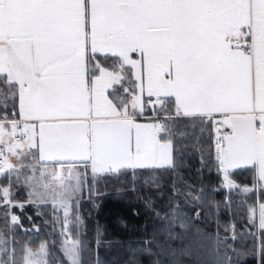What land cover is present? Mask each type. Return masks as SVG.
<instances>
[{"label":"snow or ice","instance_id":"obj_1","mask_svg":"<svg viewBox=\"0 0 264 264\" xmlns=\"http://www.w3.org/2000/svg\"><path fill=\"white\" fill-rule=\"evenodd\" d=\"M197 128L215 133L226 187L264 193V0H0L6 225L19 224L13 208L51 204L68 230L81 223L76 210L86 184L91 192L130 174L135 190L138 170H151L144 183L161 188L160 177L177 169L176 142ZM237 169H251V186L232 179ZM170 186L171 200L183 195L196 207L198 194L182 192L175 180ZM21 187L26 202L16 198ZM179 208L167 214L170 239L181 237L173 227L188 230ZM248 213L264 234V196ZM224 231L231 236L217 233L206 264H233L235 225ZM64 252L68 264H82L79 241ZM148 252L149 264H177L168 259L175 250ZM179 254L194 253L183 246ZM47 255L42 244L17 260L0 231V264H48Z\"/></svg>","mask_w":264,"mask_h":264},{"label":"trees","instance_id":"obj_2","mask_svg":"<svg viewBox=\"0 0 264 264\" xmlns=\"http://www.w3.org/2000/svg\"><path fill=\"white\" fill-rule=\"evenodd\" d=\"M213 149L212 129L206 128L201 133L197 128L192 136L176 142L177 169L160 177L161 188H154L151 182L144 183L151 181V170H138L135 190L130 174L120 181L98 182L94 192L82 196L79 202L76 211L81 223L69 225L68 230L57 220V217L63 219V213L54 212L51 204L37 207L25 203L22 212L18 208L11 210L20 218L16 225L5 224L4 209L0 208V231L6 234L7 244L16 256L18 249L31 248L37 252L45 244L48 264H68L64 252L67 237L72 244L80 242L82 264H149V248L152 252L160 248L175 250L176 256L168 259L177 264H206L205 254L215 247L217 233L221 239L230 237L231 233L225 232L224 227L235 225L236 239L229 240L236 248L235 254L229 250L233 264H264L261 247L264 234L248 220L249 207L257 205L263 195L226 187L217 170ZM160 171L155 170V174ZM232 179L239 185L251 186L252 171L233 172ZM173 180L182 192L190 190L200 196L196 207L187 203L183 195L170 199ZM0 184L6 181L0 178ZM16 198L26 202L27 190L21 187ZM175 203L180 205L176 211L185 214L188 230L185 234L175 226L172 232L181 233V237L170 239L167 214ZM195 211L200 212L198 219L193 215ZM183 246L191 248L193 256H181L179 251Z\"/></svg>","mask_w":264,"mask_h":264},{"label":"rangeland","instance_id":"obj_3","mask_svg":"<svg viewBox=\"0 0 264 264\" xmlns=\"http://www.w3.org/2000/svg\"><path fill=\"white\" fill-rule=\"evenodd\" d=\"M89 176H90V173H89ZM223 179V178H222ZM96 186V185H95ZM94 186V187H95ZM89 188H90V185L89 184H86L85 186H84V189H83V197H87L88 195H89V193H91V192H94V188H93V190L90 192V190H89ZM62 212V211H61ZM66 241H67V244H66V247H71L72 246V240H71V238H69V237H67V239H66ZM7 247L10 249V250H12V248H11V246L9 245V244H7ZM21 253V254H20ZM24 253H25V250H21V249H18V256H16L17 254L15 253L14 255L16 256V259H20L23 255H24Z\"/></svg>","mask_w":264,"mask_h":264},{"label":"crops","instance_id":"obj_4","mask_svg":"<svg viewBox=\"0 0 264 264\" xmlns=\"http://www.w3.org/2000/svg\"><path fill=\"white\" fill-rule=\"evenodd\" d=\"M149 114H151V113H149ZM217 119L222 120V117L218 116ZM140 122L141 123H146L147 121L145 119H141ZM222 129L226 130L227 128L221 127V130ZM227 130L230 131L229 129H227ZM212 132H213V143H214V149H213V151H214V154H215V139H214L215 133H214L213 130H212ZM174 157H175V151H174ZM243 170H251V169H237V170H234V172L243 171ZM257 193L264 196V193H261L259 190H257ZM257 229H258V227H257ZM258 232L261 233L259 231V229H258Z\"/></svg>","mask_w":264,"mask_h":264},{"label":"built area","instance_id":"obj_5","mask_svg":"<svg viewBox=\"0 0 264 264\" xmlns=\"http://www.w3.org/2000/svg\"><path fill=\"white\" fill-rule=\"evenodd\" d=\"M227 130V129H226ZM226 130L222 129L221 130V134H223L224 132H226ZM0 163H2V161H0Z\"/></svg>","mask_w":264,"mask_h":264},{"label":"bare ground","instance_id":"obj_6","mask_svg":"<svg viewBox=\"0 0 264 264\" xmlns=\"http://www.w3.org/2000/svg\"><path fill=\"white\" fill-rule=\"evenodd\" d=\"M226 131H228V130H226Z\"/></svg>","mask_w":264,"mask_h":264}]
</instances>
